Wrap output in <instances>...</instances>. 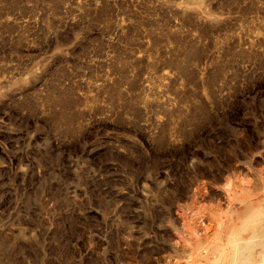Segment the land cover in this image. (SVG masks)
<instances>
[{"label": "rangeland", "instance_id": "374dc122", "mask_svg": "<svg viewBox=\"0 0 264 264\" xmlns=\"http://www.w3.org/2000/svg\"><path fill=\"white\" fill-rule=\"evenodd\" d=\"M263 217L264 0H0V264H224Z\"/></svg>", "mask_w": 264, "mask_h": 264}, {"label": "bare ground", "instance_id": "6f19581e", "mask_svg": "<svg viewBox=\"0 0 264 264\" xmlns=\"http://www.w3.org/2000/svg\"><path fill=\"white\" fill-rule=\"evenodd\" d=\"M250 201V200H249ZM263 201V200H262ZM262 201H260V203L262 202ZM246 203H248V201L246 202ZM259 203V202H258ZM257 204V203H256ZM249 206V205H248ZM253 207V206H252ZM250 208V207H249ZM247 209H248V207H247ZM247 211V210H246ZM250 210H248V212H249ZM234 212H232V214H233ZM238 213V212H237ZM237 213H236V215H237ZM231 214V215H232ZM237 216H239V214L237 215ZM236 216V217H237ZM259 216V215H258ZM231 217V216H230ZM214 218V217H213ZM223 219H225V218H223ZM232 219V218H231ZM236 219V218H235ZM251 219H253V218H251ZM258 219V218H257ZM234 220V219H233ZM262 220V219H261ZM244 221V220H243ZM263 221H264V217H263ZM256 222V221H255ZM261 222V221H260ZM251 223V222H250ZM250 225V224H249ZM255 225V224H254ZM245 226V225H244ZM247 226V225H246ZM257 226V227H256ZM256 226H253V225H251L250 227H249V230L251 229V236H250V239H244L243 240V242L241 241V242H236V240H233L232 238H229L228 239V237H227V243H228V245H229V247H230V250H231V253H230V256H226V258H225V260H224V264H239L238 262H239V258H240V256H241V253H242V251H244V248L248 245V244H250V243H253L254 242V240L255 239H258V235L259 234H261V233H259V234H257V232H258V229H259V231L260 230H263L264 231V224L262 225L261 223H258ZM221 228H222V226H221ZM258 228V229H257ZM233 228H231V230H232ZM245 229V228H244ZM220 230V229H219ZM211 231V230H210ZM245 231H246V229H245ZM244 231V232H245ZM231 232V231H230ZM233 232H234V230H233ZM250 232V231H249ZM195 233V232H194ZM216 233V232H215ZM246 233V232H245ZM197 234V233H196ZM217 234H220L219 232H217ZM199 235V234H198ZM198 235H196L197 237H198ZM217 236V235H216ZM238 237H239V235H237ZM244 236H245V234H244ZM247 236H249V234L247 235ZM218 237V236H217ZM240 237H242V235L240 236ZM215 238V237H214ZM220 238L223 240V236L220 234ZM220 238H219V241H220ZM240 239V238H239ZM241 239H243V238H241ZM200 241H202V239H200L198 242L201 244V242ZM259 243V242H258ZM264 243V242H263ZM205 244V243H204ZM214 245H215V243H213ZM198 245V244H197ZM208 245V244H207ZM219 245V244H218ZM201 246V245H200ZM221 246V245H220ZM260 246V245H259ZM208 247V246H207ZM219 247V246H218ZM218 247H216V248H218ZM222 248H223V250L225 251H227L228 250V247L226 246V244H225V246H221ZM220 247V248H221ZM200 248V247H199ZM213 248V247H212ZM211 249V248H210ZM191 250V249H190ZM198 250V249H197ZM212 250V249H211ZM229 250V251H230ZM250 250V249H249ZM248 250V251H249ZM254 250V249H253ZM213 251V250H212ZM263 251V250H262ZM188 252V251H187ZM206 252H207V248H206ZM205 252V253H206ZM253 252V251H252ZM220 253V252H219ZM218 253V254H219ZM250 253H251V251H250ZM221 254H222V252H221ZM252 254V253H251ZM254 254H256V253H254ZM254 254H253V256H254ZM261 254V253H260ZM202 255V254H201ZM200 255V256H201ZM204 255V254H203ZM248 255V254H247ZM256 255H259V252H257V254ZM256 255H255V257H256ZM198 256V255H197ZM210 257V256H209ZM219 257H221V255L219 256ZM255 257H254V259H255ZM211 258V257H210ZM250 258V257H249ZM215 259V258H214ZM220 259V258H219ZM247 259V258H246ZM251 259V258H250ZM260 259V258H259ZM257 259H255V261H256ZM201 261V260H200ZM221 261V260H220ZM247 261H248V259H247ZM246 260L244 261V260H242L241 261V263L242 262H244V264H264V254L262 253V259L261 260H257L256 262H252V263H248ZM252 261V260H251ZM189 262H191V261H189ZM192 263H194V261L192 262ZM201 263H202V261H201ZM240 263V264H241Z\"/></svg>", "mask_w": 264, "mask_h": 264}]
</instances>
